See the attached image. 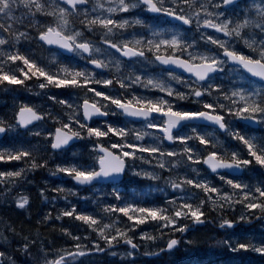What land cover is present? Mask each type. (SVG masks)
<instances>
[{
	"label": "snow or ice",
	"instance_id": "snow-or-ice-1",
	"mask_svg": "<svg viewBox=\"0 0 264 264\" xmlns=\"http://www.w3.org/2000/svg\"><path fill=\"white\" fill-rule=\"evenodd\" d=\"M257 228L264 0H0V264L264 257Z\"/></svg>",
	"mask_w": 264,
	"mask_h": 264
},
{
	"label": "rangeland",
	"instance_id": "rangeland-1",
	"mask_svg": "<svg viewBox=\"0 0 264 264\" xmlns=\"http://www.w3.org/2000/svg\"><path fill=\"white\" fill-rule=\"evenodd\" d=\"M255 230L257 232L264 231V229L258 228ZM246 234L247 226H239L233 233V235L237 237ZM193 235L195 234H188L186 238H192ZM198 240V243L189 247L181 246L175 257H167L165 259H174L176 264H222L226 257L234 261L243 260L244 264H261V261L264 260V257L252 253H243L240 256H236L226 250L224 252L213 251L211 242H206L202 234L199 235ZM140 259L141 264H161L164 258L150 259L149 257H141Z\"/></svg>",
	"mask_w": 264,
	"mask_h": 264
},
{
	"label": "bare ground",
	"instance_id": "bare-ground-1",
	"mask_svg": "<svg viewBox=\"0 0 264 264\" xmlns=\"http://www.w3.org/2000/svg\"><path fill=\"white\" fill-rule=\"evenodd\" d=\"M238 227H239V226H237V228H238ZM237 228H236V229H237ZM149 258H150V257H149ZM158 258H161V257H156V258H150V259H158Z\"/></svg>",
	"mask_w": 264,
	"mask_h": 264
}]
</instances>
